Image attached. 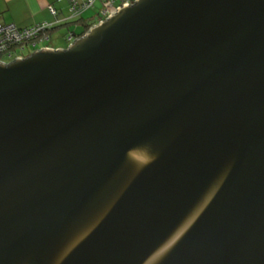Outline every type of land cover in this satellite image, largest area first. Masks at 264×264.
<instances>
[{
  "label": "water",
  "instance_id": "water-1",
  "mask_svg": "<svg viewBox=\"0 0 264 264\" xmlns=\"http://www.w3.org/2000/svg\"><path fill=\"white\" fill-rule=\"evenodd\" d=\"M200 203L155 264H264V0H136L0 62V264H152Z\"/></svg>",
  "mask_w": 264,
  "mask_h": 264
},
{
  "label": "crops",
  "instance_id": "crops-1",
  "mask_svg": "<svg viewBox=\"0 0 264 264\" xmlns=\"http://www.w3.org/2000/svg\"><path fill=\"white\" fill-rule=\"evenodd\" d=\"M82 2L83 0H78ZM67 0H0V23H13L18 27H30L40 23H56L60 25L73 20ZM101 5L100 3H98ZM58 9V14L51 11V7ZM88 13L85 12L83 16ZM86 16V15H85ZM88 17V16H86ZM62 33L54 35L49 46L64 48L57 45L56 38H64ZM67 38H64V42Z\"/></svg>",
  "mask_w": 264,
  "mask_h": 264
},
{
  "label": "trees",
  "instance_id": "trees-1",
  "mask_svg": "<svg viewBox=\"0 0 264 264\" xmlns=\"http://www.w3.org/2000/svg\"><path fill=\"white\" fill-rule=\"evenodd\" d=\"M68 3H69L70 13L72 17L75 19L66 21L65 23L60 25H56V23L47 24L44 28L45 33L42 35V37L45 40L41 39L43 43L45 44L49 43V41H51L54 38V35L58 34L60 30L61 31L64 30L63 37L67 38L66 39L67 43L72 42L69 40V36L71 35L73 36L72 40L83 36L84 34H86V32L89 31V29L92 26L106 19L108 16V14L104 12V10L108 7V4L110 3V1L108 0H95L92 3L90 0H83L82 2H79L78 0H74V2H68ZM98 3H100L101 5H99ZM53 8L57 10L56 14H58V9L56 7ZM89 10H95V11H91L89 14L87 12ZM110 10L112 9L110 8ZM85 12L88 13V15L85 14L88 17H86L85 15L83 16ZM47 37L48 39H46ZM48 45L49 44H46L45 46ZM36 47L33 45L28 46L25 48L24 51H22L23 49L20 48L19 53L22 54L24 57H26L27 55H25V53L28 52L29 54H32V52L37 49Z\"/></svg>",
  "mask_w": 264,
  "mask_h": 264
},
{
  "label": "built area",
  "instance_id": "built-area-1",
  "mask_svg": "<svg viewBox=\"0 0 264 264\" xmlns=\"http://www.w3.org/2000/svg\"><path fill=\"white\" fill-rule=\"evenodd\" d=\"M67 1L74 2V0ZM90 1L92 3L95 0ZM108 1H110V3L104 12L109 16L114 13L117 8L124 5H132L136 0ZM110 8L112 10H110ZM51 11L54 14L57 13V10L53 7H51ZM47 24L49 23H40L34 26L21 28L13 23H0V62H10L18 57L24 58V56L19 53L20 48L23 49L22 51H24L26 47L32 45L38 48V44L43 42L42 40H45L42 35L45 33L44 28ZM46 39H48V37ZM72 39L73 36H69V40L72 41Z\"/></svg>",
  "mask_w": 264,
  "mask_h": 264
},
{
  "label": "clouds",
  "instance_id": "clouds-1",
  "mask_svg": "<svg viewBox=\"0 0 264 264\" xmlns=\"http://www.w3.org/2000/svg\"><path fill=\"white\" fill-rule=\"evenodd\" d=\"M47 47V46H45ZM48 47H50L48 45ZM54 48V47H53ZM38 49V48H37ZM36 49V50H37ZM127 159L134 162L137 167H143L155 159V156L150 154L147 148H132L126 153ZM211 200V197L207 194L203 199L204 204H207ZM197 208H202L201 203L198 204L193 211L185 218V220L178 226L174 233L157 249L150 258L152 264H155L178 242L182 235L190 228L194 221L198 218V214L194 215Z\"/></svg>",
  "mask_w": 264,
  "mask_h": 264
},
{
  "label": "rangeland",
  "instance_id": "rangeland-1",
  "mask_svg": "<svg viewBox=\"0 0 264 264\" xmlns=\"http://www.w3.org/2000/svg\"><path fill=\"white\" fill-rule=\"evenodd\" d=\"M91 11H95V10H89V11H87V12L90 14ZM86 15H87V14H86ZM63 32H64V30H62V31L60 30V35H61ZM61 36H62V35H61ZM63 39H64V38H60V37H59V38H56V40H55V41L57 42L56 44H57V45H62V46H64V47H68L69 44H70L71 42L67 43L66 40H65V42H64ZM53 43H54V42H53ZM53 43H46V44H49V45H50V44H53ZM46 44L43 43V42H40V43L38 44V49L44 48ZM58 48H60V47H58ZM28 54H29L28 52L25 53V55L29 56L30 54H29V55H28ZM27 56H26V57H27Z\"/></svg>",
  "mask_w": 264,
  "mask_h": 264
}]
</instances>
